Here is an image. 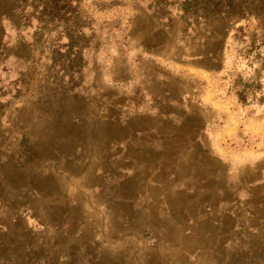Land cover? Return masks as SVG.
I'll return each mask as SVG.
<instances>
[{"label":"rangeland","instance_id":"obj_1","mask_svg":"<svg viewBox=\"0 0 264 264\" xmlns=\"http://www.w3.org/2000/svg\"><path fill=\"white\" fill-rule=\"evenodd\" d=\"M206 93L264 108V0H0V264H264V218L175 235L176 206L110 193L157 109Z\"/></svg>","mask_w":264,"mask_h":264},{"label":"crops","instance_id":"obj_2","mask_svg":"<svg viewBox=\"0 0 264 264\" xmlns=\"http://www.w3.org/2000/svg\"><path fill=\"white\" fill-rule=\"evenodd\" d=\"M200 98L192 107L195 122L187 123L189 116L172 107L157 109L158 115L151 116L156 127L147 131L150 144L142 145L135 158L127 156V166L114 181L116 190L110 193L125 206L159 201L176 206L174 212L181 211L183 219L175 227L183 231L177 230L175 235L198 236L197 211H203L211 222L214 213L223 212L224 221L234 222L232 234L238 225L242 227L240 219L245 225V220L264 218V108L248 117L239 101L216 99L207 93ZM180 103L179 107L185 106ZM243 137L254 141L252 151L242 148ZM165 157L168 161L162 159ZM129 181L139 183L137 193L132 188L123 192L121 186ZM154 189L160 194H153ZM179 200L187 205L178 206ZM125 206L116 211L114 221L119 228L128 227L136 218L135 210L128 213ZM121 215L125 221L119 220Z\"/></svg>","mask_w":264,"mask_h":264}]
</instances>
